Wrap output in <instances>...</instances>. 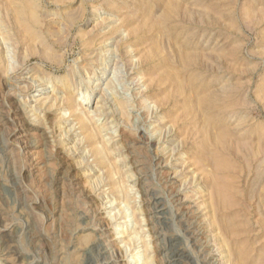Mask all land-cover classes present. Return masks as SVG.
<instances>
[{
    "label": "rangeland",
    "instance_id": "rangeland-1",
    "mask_svg": "<svg viewBox=\"0 0 264 264\" xmlns=\"http://www.w3.org/2000/svg\"><path fill=\"white\" fill-rule=\"evenodd\" d=\"M0 264H264V0H0Z\"/></svg>",
    "mask_w": 264,
    "mask_h": 264
},
{
    "label": "bare ground",
    "instance_id": "bare-ground-1",
    "mask_svg": "<svg viewBox=\"0 0 264 264\" xmlns=\"http://www.w3.org/2000/svg\"><path fill=\"white\" fill-rule=\"evenodd\" d=\"M180 257V256H179ZM183 257V256H182Z\"/></svg>",
    "mask_w": 264,
    "mask_h": 264
}]
</instances>
